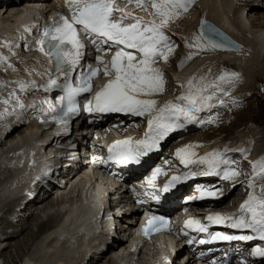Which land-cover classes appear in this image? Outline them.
Masks as SVG:
<instances>
[{"label": "snow or ice", "instance_id": "1", "mask_svg": "<svg viewBox=\"0 0 264 264\" xmlns=\"http://www.w3.org/2000/svg\"><path fill=\"white\" fill-rule=\"evenodd\" d=\"M195 0H126L125 7L121 8L116 0H66L71 12V18L61 15L59 20L45 27L42 37L37 41L39 50L49 57L52 69L49 74L48 89L57 86V80L53 74L61 73L66 80L72 78V73L81 64L85 52V41L91 43L97 52H106L115 47L117 50L112 55L110 62H105L101 56L96 57L98 65L102 64L105 77H111L94 96V101L85 105L88 112L123 113L136 117H149L147 130L142 139L117 140L108 146L107 160L95 158L102 163L113 162L119 165L140 164L142 159L154 150H159L161 141L170 133L183 128L186 124L195 122V113L205 106H210L213 95L209 89L216 92H225L223 84L231 85L239 74L235 71L221 70L220 74L211 82H205V77L194 84L195 77L188 80L187 92L176 98V102L168 101L163 106L157 107L155 99H141L139 97H153L164 91V74L153 64L158 59L167 62L171 53L175 51L170 37L164 32L172 22L180 19L188 13ZM148 13V18L134 15L128 11V5ZM150 9V10H149ZM114 13H119L113 19ZM133 23L125 24V20ZM37 25H33L36 27ZM25 32L31 33V27H25ZM209 33H214L215 36ZM215 32L205 21H201V31L193 38L191 44L186 47L195 48L197 54L208 50H235L239 48L227 44L223 38L218 42ZM4 47H11L6 43ZM102 46H108L104 48ZM122 46V47H121ZM129 49L134 51H128ZM139 55V59L137 58ZM190 54L186 60H191ZM186 60H182L178 67H183ZM7 63V58L0 55V64ZM110 64V66H109ZM13 66L9 63L8 68ZM101 71L100 68H89L86 74L78 78L76 86L66 83L64 86L68 107L62 110L60 122L67 124L66 117L69 113L77 111L75 97L81 92H89L92 89L91 81ZM210 71V70H209ZM20 84V90L25 89ZM35 87V85H33ZM19 102V101H17ZM8 104V100L0 101ZM235 103V101H233ZM53 111L55 109L53 108ZM0 115H3L0 113ZM211 123L212 121H208ZM200 145L190 144L176 151L175 156L187 169L189 165H206L200 171H186L182 175H172L162 187L156 186V178L166 175L161 168H155L151 177L146 181L151 192L152 199L159 202L172 192L177 185L185 182L195 175H217L226 181H235L242 173L231 168L233 163L224 158L223 152H211L198 160L193 159L196 152L193 151ZM250 149H239L242 157L247 158ZM222 165L224 167H222ZM251 174L246 184L249 189L247 199L240 205L238 216L209 215L206 220L214 224H226L233 229L248 230L253 235H223L215 233L211 240H239L251 241L253 239L264 240V189L256 194L254 184L257 178L264 179V157L251 163ZM205 197H217V190L201 188L198 199ZM142 203V201H137ZM168 220L162 216H151L142 228V234L149 236L154 232L167 231ZM184 227L199 232H208L207 225L197 219H188ZM204 243V241H200ZM253 257L264 258V247H256L252 250ZM215 264V262H214Z\"/></svg>", "mask_w": 264, "mask_h": 264}, {"label": "bare ground", "instance_id": "2", "mask_svg": "<svg viewBox=\"0 0 264 264\" xmlns=\"http://www.w3.org/2000/svg\"><path fill=\"white\" fill-rule=\"evenodd\" d=\"M30 1L34 2L35 0ZM11 3L14 4L15 2L11 1ZM14 8L17 7H6L5 3L0 5V40L9 35L14 36V33H11L13 32V20L17 17V14L11 13ZM135 13L137 16L148 17L141 10H135ZM202 20L213 23L231 39L240 43L242 48L237 53L228 50L202 51L199 52V56L204 58L201 59L202 61H194L190 66V62L197 59L194 55L195 57L191 60H186L183 67H178L182 61L181 56L186 55L183 54V47L185 46L182 44L183 46L181 45L180 48L177 42V48L168 58L173 79L167 86L164 85V91L160 97L161 102L167 97L172 98L171 100L174 103L176 102V95L179 91L174 94L171 87L184 89L188 80L193 77H195L194 84L201 77H205L206 83L211 82L220 74L218 72L224 70V67L238 73L239 79L231 85H221L226 89L225 92H216L209 89V92L213 95V99L209 103L213 108L208 116L212 117L213 115L212 119L215 126H203L201 124L195 126L199 120V116L195 115L197 118L195 122L185 125L186 129H180L183 135L176 139L180 140L179 144L175 145L176 140L167 136L165 138L168 142L167 146L171 144H174V146L194 144L205 147L210 143L208 140L211 139L212 135L222 133L223 135L233 136V142L229 144L241 145L244 149L252 148L253 154L250 155L252 163L264 157V147L259 149L260 146L264 145L263 137L255 143L251 139L249 146L242 140L244 137L249 139L246 131L248 127L243 124L247 119L252 121L253 115L251 113L253 112L246 108L248 110L244 109L245 112L242 114H235L236 110H230L228 114L227 110L220 115L215 113L219 112L225 100L235 96L243 97V91L246 93L251 91L252 83L264 82V0H195L189 12L172 22L170 26L176 25L178 27L177 32L180 29L187 30L186 33L193 36V40L194 37L199 35L198 25ZM245 21L247 24H245ZM193 31L196 34H193ZM164 32L169 35L168 32ZM189 40L190 38H188V42ZM3 43H7V41H3ZM5 48L0 47V55L7 58V63L0 64V93L8 90L9 87H17L21 83H25L27 73L38 71L36 64L31 59H24L22 55L10 56V52ZM247 51H249V55H245ZM194 52L196 54L197 51ZM249 56L252 57L249 58ZM9 63L13 66L12 68H8ZM153 67L157 68V65L153 64ZM162 70L163 74H166L167 70L163 68ZM176 82H180V84ZM186 92L187 88L184 89V93ZM218 96L221 99L215 103ZM6 108H10V106H6ZM204 108H208V106L202 109ZM18 114L19 111L11 112L8 115V119L11 121H0V213L10 217V220H7V216L4 215L5 218L3 216L1 218L0 215V238L8 239L15 236L14 239L9 241L13 242L12 245H10L11 243L7 244V248H9L7 252L6 248L1 247L2 245L5 246L6 241L0 242V264L2 256L5 258L3 264H8V262L17 263V259L10 254L12 249L26 255L23 262H19L20 264H119V258L127 264H156V259L147 263L148 258L146 255H140L137 261H133L131 255L126 258L120 256L118 252L125 246L122 241H117V245L108 243L107 246H102L101 242L94 240L97 236L89 231L93 227V212L83 211L80 207L82 200L78 198L79 189L84 184L83 181L80 180L75 184L76 191L73 186L71 187L67 202H64L60 196L54 198L50 188L44 189V187H41L43 191L41 192L31 186L34 176L44 170L46 164L52 160L38 156L42 147V137L34 136L33 123L30 120L17 118ZM226 116L229 118L227 126L221 124ZM199 122L201 123V120ZM191 125L195 128L191 129ZM228 127L232 128L228 129ZM226 128L229 134L224 133ZM239 128L243 132L239 133ZM128 130L133 129L129 128ZM26 131L28 133H25ZM175 132H172V134ZM258 133L260 132L254 134L258 135ZM218 143L215 142L214 144L217 145ZM43 148L49 149L51 146L45 143ZM196 148L193 151H197ZM251 163L249 165L247 162H239L238 168L243 169L249 166L250 168L240 175L242 179L238 177L235 181H232L229 189L234 187L231 191V193L235 191L233 199L239 200L241 196L245 197L247 179H243V177H247V174L250 173ZM74 178L75 176L72 179L74 180ZM240 186L245 187V192L242 191V187L239 189ZM64 189V186H58L59 191ZM98 189L103 188L98 185ZM69 207L70 210L67 209ZM14 221L15 223H13ZM19 221L23 223L17 226ZM32 226L38 228L37 234L33 233ZM50 229L51 231L48 232ZM105 235L103 233L102 237ZM102 259L103 263L101 262Z\"/></svg>", "mask_w": 264, "mask_h": 264}, {"label": "rangeland", "instance_id": "3", "mask_svg": "<svg viewBox=\"0 0 264 264\" xmlns=\"http://www.w3.org/2000/svg\"><path fill=\"white\" fill-rule=\"evenodd\" d=\"M245 24H247V22L245 21ZM173 28H172V34H180V35H177L175 38H176V41L178 42V44L180 45V48H181V45L183 44L185 47H183V54H185L186 56H181V58L180 59H182V60H186V58L191 54H193V56H192V58L193 57H195L194 55H196V58L197 59H195V60H193V61H191L190 62V66L192 65V63L194 62V61H202L201 59H204V58H201L200 56H199V53L197 54V52H196V54H195V48H189V47H186V44L188 43V44H191L192 42H193V40H192V37L193 36H191V35H189V34H187L186 33V31L185 30H179V32H177V30L176 29H178V27L176 26V25H173L172 26ZM250 33V32H249ZM193 34H196V32L194 33V31H193ZM191 36V37H190ZM188 38H190V40H189V42H188ZM192 40V41H191ZM191 42V43H190ZM251 43V42H250ZM182 45V46H183ZM179 47H178V49H180ZM185 48V49H184ZM186 52V53H185ZM189 52H190V54H189ZM247 53V54H246ZM245 53V55H249L250 53H249V51H247ZM244 55V56H245ZM252 57V56H251ZM250 56H249V58H251ZM162 67H163V69H166L167 71H166V74H164L165 75V79H166V82L164 83V85L165 86H167L170 82H171V79H173V77H171L172 76V70H171V67H170V65L168 64V63H165V62H162ZM244 65V64H243ZM244 68H246L245 67V65H244ZM224 69H226L225 67H224ZM168 70H170V71H168ZM221 70V69H220ZM226 70H228V68L226 69ZM221 72V71H220ZM220 72H218V73H220ZM169 79V80H168ZM255 87V88H254ZM169 88V87H168ZM175 87H171V89H174ZM262 88V89H261ZM174 92V91H173ZM261 93V94H260ZM240 95L242 94V93H239ZM238 94V95H239ZM250 94V95H249ZM242 95H244L243 97H240V96H235L234 98H230V99H227V100H225L223 103H222V105H221V108H220V110H219V112L217 113H215L216 115H220L222 112H225L226 110H227V114L230 112V110H236V112H235V114L236 113H240V114H242V113H244L245 112V110L244 109H246V108H248L251 112H253V113H251V115H253L252 116V121H250V120H246V121H244L243 123V125L245 126V127H248L247 128V132H248V135L249 136H247V137H249V139H245L246 137H244V138H242V140H243V142H246V144H248V146L251 144V141L252 140H254V143L255 142H257V141H259V139L261 140V137H263V139L262 140H264V82H261V83H259V84H256V83H252V88H251V91H249V92H245V91H243V94ZM233 101H235V103H233ZM245 107V108H244ZM248 109H246V111L248 110ZM243 111V112H242ZM212 118H213V115H212ZM215 119H216V116H215ZM250 121V122H249ZM228 122H229V118L226 116V117H224V120H223V122L221 123V124H223V125H226L227 126V124H228ZM255 123H256V125H255ZM247 124V125H246ZM210 125H214L215 126V124H214V122L212 123V124H210ZM209 125V126H210ZM242 127V126H241ZM230 128H232V127H228V129H230ZM228 129L226 128V129H224V133H226V134H229L228 133ZM238 132L240 133V132H243L242 131V129H240L239 128V130H238ZM256 132H260V133H258V135H255L254 133H256ZM206 137H208V135H206ZM258 137V138H257ZM233 136H230V135H223L222 133H217V134H215V135H212L211 136V139L210 140H208L210 143H212V144H214L215 142H219V143H222V142H228V143H232L233 142ZM252 139V140H251ZM214 141V142H213ZM264 142V141H263ZM264 147V145L263 146H260L259 147V149H261V148H263ZM252 149V148H251ZM250 149V150H251ZM251 153L253 154V152H252V150L251 151H249V154H248V156L249 155H251ZM248 168V167H247ZM239 169H242V168H239ZM243 173V172H242ZM242 186H240L239 187V189L241 188ZM234 187H232L231 189H229V192L227 193L228 195H231V194H234V192L233 193H231V191H232V189H233ZM42 191V190H41ZM242 191H244L245 192V187H242ZM52 194H53V197L55 198L56 197V194H55V191L54 190H52ZM233 197V196H232ZM231 197V198H232ZM231 198H230V200H231ZM233 199V198H232ZM234 200H237L236 198L234 199ZM24 210L25 211H27L25 208H24ZM29 212V211H28ZM3 213H0V215H1V218H5V216H7L6 217V219L8 220H10V217H8V215H2ZM28 214V213H27ZM3 216V217H2ZM28 216V215H27ZM13 223H15V221L13 222ZM22 223L23 222H21V221H19L18 222V225L17 226H20V225H22ZM33 227V226H32ZM33 229V233H35V234H37L38 233V228L37 227H33L32 228ZM17 236V235H16ZM15 238V236H13V237H10V238H0V242L1 241H6L5 242V246H1L2 248H6L5 250H6V252L7 251H9L8 249L9 248H7V244L9 243H11L10 245H12V243L13 242H9L11 239H14ZM8 241V242H7ZM17 252V253H16ZM19 251H15L14 249H12L11 250V253L10 254H12L11 256H14L16 259H17V263H14V264H20L19 262H23V260H24V258L26 257V255L24 254V253H20ZM15 254V255H14ZM5 255V254H4ZM25 255V256H24ZM103 261V259L101 260V262ZM3 262H5V258L2 256V258H1V264H3ZM104 262V261H103ZM102 262V263H103ZM13 264L12 262H8V264Z\"/></svg>", "mask_w": 264, "mask_h": 264}, {"label": "water", "instance_id": "4", "mask_svg": "<svg viewBox=\"0 0 264 264\" xmlns=\"http://www.w3.org/2000/svg\"><path fill=\"white\" fill-rule=\"evenodd\" d=\"M205 21V20H203ZM207 25L211 26L212 29H215V32L216 33H219V36L218 37H215L217 39V41L219 42L222 38H223V41L227 44L228 42H231L232 45H235L239 48V51H235V50H228V51H231V52H240L242 46L240 43L234 41L233 39H231L226 33H224L222 30H220L218 27H216L213 23H211L210 21H205ZM198 31L200 33L201 31V21L198 25ZM210 35H213L215 36L214 33H209ZM221 51H227L225 49H220Z\"/></svg>", "mask_w": 264, "mask_h": 264}, {"label": "trees", "instance_id": "5", "mask_svg": "<svg viewBox=\"0 0 264 264\" xmlns=\"http://www.w3.org/2000/svg\"><path fill=\"white\" fill-rule=\"evenodd\" d=\"M220 197V196H219Z\"/></svg>", "mask_w": 264, "mask_h": 264}]
</instances>
